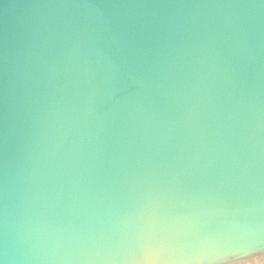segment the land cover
I'll use <instances>...</instances> for the list:
<instances>
[{
    "label": "clouds",
    "instance_id": "1",
    "mask_svg": "<svg viewBox=\"0 0 264 264\" xmlns=\"http://www.w3.org/2000/svg\"><path fill=\"white\" fill-rule=\"evenodd\" d=\"M0 264H264V0H0Z\"/></svg>",
    "mask_w": 264,
    "mask_h": 264
},
{
    "label": "water",
    "instance_id": "2",
    "mask_svg": "<svg viewBox=\"0 0 264 264\" xmlns=\"http://www.w3.org/2000/svg\"><path fill=\"white\" fill-rule=\"evenodd\" d=\"M11 0H3V3H10Z\"/></svg>",
    "mask_w": 264,
    "mask_h": 264
}]
</instances>
